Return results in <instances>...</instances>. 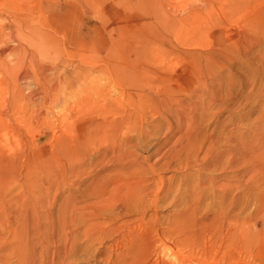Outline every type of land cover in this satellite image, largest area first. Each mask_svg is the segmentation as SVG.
I'll return each instance as SVG.
<instances>
[{
	"label": "rangeland",
	"instance_id": "rangeland-1",
	"mask_svg": "<svg viewBox=\"0 0 264 264\" xmlns=\"http://www.w3.org/2000/svg\"><path fill=\"white\" fill-rule=\"evenodd\" d=\"M0 264H264V0H0Z\"/></svg>",
	"mask_w": 264,
	"mask_h": 264
}]
</instances>
